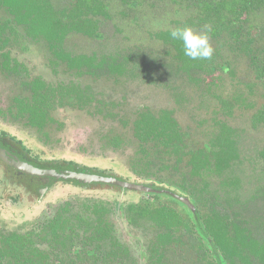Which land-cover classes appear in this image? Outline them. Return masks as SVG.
Returning <instances> with one entry per match:
<instances>
[{
    "label": "trees",
    "instance_id": "obj_1",
    "mask_svg": "<svg viewBox=\"0 0 264 264\" xmlns=\"http://www.w3.org/2000/svg\"><path fill=\"white\" fill-rule=\"evenodd\" d=\"M116 6L122 16H131L130 22H136L145 7L168 8L172 15L171 26L150 33L151 42H158V48H150L153 50L148 52L138 47L123 52L117 49L103 55L75 53L69 37L81 35L95 42L103 41L102 26L111 19V10ZM0 10L6 14L0 18V33L16 34L15 26H23V35L45 41L54 57L75 75L101 72V75L118 79L139 75L162 85L165 82L164 85L170 87L178 107L140 106L130 118L126 115L128 134L124 139L135 147L130 166L137 175L187 188L197 202L220 201L228 195V190L235 192L240 180L234 169L241 159L238 129L232 125L233 109L245 108L244 90L252 89L253 80L264 82V27L260 25H264V0H0ZM205 25L212 29L209 36L213 56L209 60H190L184 55L181 42L171 39L169 31L177 26L202 30ZM7 40L1 39V42ZM240 61L245 62L246 74L241 84L234 85L233 92H227L220 84L224 75L233 79ZM8 64V60H4V65ZM26 84L29 94L15 98L16 116L40 128L50 120L49 112L56 106L86 108L93 104L100 110L106 107V98L94 92L90 85H81L74 79L54 84L37 77ZM190 87H196L197 92L206 96L204 104L211 98L216 99V106L219 104L223 111L224 117H221L212 110L215 115L210 117L209 137L201 141L192 136V127L180 123L183 106L192 102L187 93ZM109 115L118 117L116 112ZM251 121L264 124V105L252 114ZM120 141L123 139L115 136L111 145L118 147ZM260 156L264 164V148ZM220 177L223 178L219 182ZM215 182L220 185L213 188ZM212 211L204 218L202 238L214 254L220 251L225 256L221 263L234 255L264 264V237L260 240L252 236L241 227L235 214ZM98 215L95 228L87 229L92 234L85 237L86 240H100L107 230L103 214ZM168 217H172V224L186 226L178 216L167 214L163 209L157 211L158 221ZM71 222L69 218L57 216L53 225H64L61 232L68 229L74 232V227L69 225ZM87 223L86 220L79 222L80 225ZM54 237L57 239L60 234L55 233ZM6 244L13 253L18 251L10 240ZM23 257L22 251L13 256L18 264H23Z\"/></svg>",
    "mask_w": 264,
    "mask_h": 264
},
{
    "label": "rangeland",
    "instance_id": "obj_2",
    "mask_svg": "<svg viewBox=\"0 0 264 264\" xmlns=\"http://www.w3.org/2000/svg\"><path fill=\"white\" fill-rule=\"evenodd\" d=\"M3 13L0 10V15ZM171 16L170 10L165 6L145 7L137 21L130 22L131 16H122L116 6L111 10V19L105 21L102 26L105 31L103 41L95 42L81 35H72L69 37V43L75 53L91 54L96 52V55H103L109 54L112 50L118 49L123 52L128 49L135 50L137 47L148 52L158 48V42H151L150 33L170 27ZM260 25L264 27V25ZM26 45L25 48L14 45H8L4 48L10 50L12 56L25 68L17 74H3L0 71V105L8 103L7 115L9 121L15 120L13 103L16 102V95L27 94L25 88L21 86L22 83L36 76L47 82H61L64 80L67 82L70 78L79 77V82L84 85L89 84L94 92L102 98H106L104 100L107 101L105 109L101 110L96 109L93 104L85 109L68 106L55 107L51 111L50 120L44 125L43 133L37 131L35 127H31L33 130L28 131L23 130L19 124H13L14 126L6 124L12 131L26 138L35 148L43 150L48 155L73 158L91 165L116 166L119 169L128 171L135 147L130 143H125L124 137L128 134L125 124H128L132 114L140 106L153 109L179 106L173 94L169 91L170 87L168 89L164 85L165 82L162 85L160 82L143 79L139 75L118 79L101 75V72L98 74L84 73L80 76L70 75L64 64L61 66L57 64L56 68L53 66V51L49 49L45 41H27ZM244 63L240 61L236 64L233 79L224 75V80L220 86H223L225 91L233 92L234 85L241 84L242 76L246 74ZM187 93L192 102L190 104L187 102L183 106L179 115L180 123L184 127H192V136L201 141L209 137L210 117L215 115L212 110L217 111L221 117L223 111L219 104L216 106V99L211 98L208 104H204L206 96L200 91L197 92L196 87L188 88ZM244 93L246 95V106L245 108H234V117H232V125L238 129V148L241 159L234 170L240 181L235 192L228 190V195H224L223 200L220 201L221 204L225 205V208H223L224 213L229 212L230 215L235 214L238 216L241 227L249 230L252 236L262 240L264 237V164L260 152L264 148V124L253 123L251 116L260 106L264 105V82L253 80L252 89L245 88ZM111 112H116L118 117L112 118L109 115ZM20 121L21 118L17 117V122ZM201 124H203V128H200ZM115 136L123 139L118 147L111 145ZM222 178H218L219 182ZM219 182H215L213 188L219 186ZM73 191L78 190L69 187L57 189L46 200V208L54 210L50 205H58L64 200L71 199V212L84 215L82 205L86 202L93 203L94 198L81 197L75 195V193L72 194ZM103 196L98 194L95 196L97 197L95 200L106 202L110 208L109 216L113 220L115 200ZM88 199L89 201H86ZM1 218L0 225L6 226V230L9 231L18 227L19 221L25 222V220H14L13 215L4 214L1 215ZM116 229L120 238L130 247L134 264H147L146 259L139 255V249L143 248L144 251L148 249V244L155 234L151 224L145 222L139 225H128L127 229L133 236L130 241L127 234L119 229L118 224ZM35 244L39 247L41 245L40 243ZM47 248L48 245L44 249ZM248 260L236 257L233 264H259L254 260Z\"/></svg>",
    "mask_w": 264,
    "mask_h": 264
},
{
    "label": "flooded vegetation",
    "instance_id": "obj_3",
    "mask_svg": "<svg viewBox=\"0 0 264 264\" xmlns=\"http://www.w3.org/2000/svg\"><path fill=\"white\" fill-rule=\"evenodd\" d=\"M4 17L5 13L0 15V18ZM15 27L16 34L12 31L0 33V71L3 74H17L24 68L12 56L10 50L4 49L6 46L25 48L27 41H37L23 35V26ZM5 38L8 40L2 43L1 39ZM4 60H8L9 64L4 65ZM52 64L55 68L57 64L60 66L64 64L69 74H73L65 63L54 57V54ZM37 77L23 82L21 86L25 88L27 94L22 93L16 97L27 96L29 86L26 83ZM78 78L73 77L67 82L65 80L61 82L68 83L73 79L79 82ZM13 104L15 108L13 121L8 120V103L0 105V219L1 215L5 214L13 215L14 220L25 222L19 221L18 227L11 231L0 225V264H18L13 258L18 251L24 254L23 264H45L47 261L51 264H134L130 247L120 238L116 225L118 224L119 229L127 234L130 241L133 236L127 229L128 225L145 222H149L155 232L147 251L139 249V255L146 259L147 264H222L221 260L225 256L220 251L214 254V250L202 238L201 232L204 218L213 212L212 209L224 213L225 205L220 201L197 202L189 189L155 177L137 175L131 166L126 171L116 166L91 165L73 158L48 155L6 126L19 124L23 130L28 131L35 127L37 131L43 133L44 126L40 128L37 124H28L26 119L21 117H19L21 121L17 122L18 107L16 102ZM65 106L75 107L67 104L56 107ZM78 108L85 109V106ZM50 114L51 112L49 116ZM187 185L189 186V182ZM61 187L78 190L72 194L94 198V202L82 205L84 215L71 212V199L64 200L58 205H50L54 210L46 208V200ZM169 190L188 198L189 202L178 200L167 192ZM98 194L115 200L113 220L109 216L110 208L106 202L95 200ZM133 198L135 199L132 200ZM43 205L45 206L42 210ZM159 209L178 216L186 226L172 224L170 221L172 217L158 221ZM98 214H103L102 218L108 224L107 230L100 240H86L85 237L92 234L87 229L95 228ZM57 216L71 219L73 222L69 225L74 227L75 231L68 229L61 232L64 225L57 227L53 225ZM80 220H86L88 223L80 225ZM54 231L60 234L59 238L54 237ZM8 240L18 247V251L15 250L14 253L11 251L6 244ZM35 243H40V247ZM46 245L48 248L44 249ZM236 257L233 255L229 260L224 259V264H233Z\"/></svg>",
    "mask_w": 264,
    "mask_h": 264
},
{
    "label": "clouds",
    "instance_id": "obj_4",
    "mask_svg": "<svg viewBox=\"0 0 264 264\" xmlns=\"http://www.w3.org/2000/svg\"><path fill=\"white\" fill-rule=\"evenodd\" d=\"M210 25H205L202 30H194L191 26H177L169 31L173 40L180 41L183 53L190 60H209L214 49L210 43Z\"/></svg>",
    "mask_w": 264,
    "mask_h": 264
},
{
    "label": "water",
    "instance_id": "obj_5",
    "mask_svg": "<svg viewBox=\"0 0 264 264\" xmlns=\"http://www.w3.org/2000/svg\"><path fill=\"white\" fill-rule=\"evenodd\" d=\"M158 192H160V191H158ZM167 192L169 194H171L173 197L177 198L178 200L189 202L188 198H185L183 196H180V195L176 194L175 191H173V190H169ZM191 207L193 208V206H191Z\"/></svg>",
    "mask_w": 264,
    "mask_h": 264
}]
</instances>
